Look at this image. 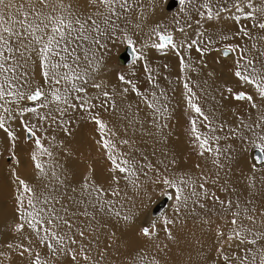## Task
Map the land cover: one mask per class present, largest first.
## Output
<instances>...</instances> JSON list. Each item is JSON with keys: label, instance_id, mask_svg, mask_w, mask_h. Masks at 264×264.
<instances>
[{"label": "snow or ice", "instance_id": "obj_1", "mask_svg": "<svg viewBox=\"0 0 264 264\" xmlns=\"http://www.w3.org/2000/svg\"><path fill=\"white\" fill-rule=\"evenodd\" d=\"M156 6L155 0L148 5L144 0H87V10H81L71 0H0V157L7 154L14 162L15 202V239L0 245V257L9 264L12 254L27 264H115L109 260L114 246L124 248L120 264H166L168 244L155 241L161 230L175 241L173 226L185 210L205 224L211 223L210 211L222 221L211 253H200V264H264V195L256 197L264 194V0H178L172 25L147 24L148 11ZM221 21L235 29L208 31L207 25ZM116 42L131 50V75L118 72L112 83L107 54ZM146 50L176 58L177 87H161ZM213 52L217 63L230 60L236 86L219 87L220 97L242 102L232 124L205 110L201 96L210 94L191 77ZM138 62H143V80L133 71ZM178 90L188 122L184 131L198 158L196 171L174 170L175 156L154 163L122 147H132L136 132L168 144ZM129 96L137 98L135 105L127 102ZM73 113L95 126V143L109 163L105 183L97 182L91 165L78 182H70L53 151L56 137L50 130L71 135ZM102 113L119 114L123 135ZM21 133L32 145L36 184L18 172ZM246 146L255 157L247 172L241 170L249 192L242 198L231 169ZM153 186L166 189L173 215L137 227L141 212L135 201ZM112 224L134 229L147 246L114 245Z\"/></svg>", "mask_w": 264, "mask_h": 264}, {"label": "rangeland", "instance_id": "obj_2", "mask_svg": "<svg viewBox=\"0 0 264 264\" xmlns=\"http://www.w3.org/2000/svg\"><path fill=\"white\" fill-rule=\"evenodd\" d=\"M166 1L167 0H158V3L156 5H158V4L159 5L157 6V8L150 9V13H151L150 15L152 16V21L155 24L156 23H162L164 21L165 22L166 21L167 22L172 21L175 14L178 13V9H176L173 12L167 13L165 11V8H164ZM68 2H70V0H65V3H68ZM71 2L74 4H77L81 10H87L85 8L87 0H71ZM226 24L228 26H231L230 28L235 27V25L230 21H221L219 24L210 23L209 25H207V28H208V31H210V32L214 31V30H223V29L225 31H228L225 28ZM177 35H179V34L177 33ZM115 44H116V46L111 48L107 54L108 55V59H107L108 71H107L106 75H107V80L112 82V83H116V74L118 72H124L128 75H131L127 66L121 67L118 65V57L124 51L126 46L123 44H120L119 42H116ZM136 47L139 48L140 44L138 43L136 45ZM146 51H147V58H148V62H149L150 67L156 71L157 77L158 76L161 77V79H160L161 87L165 88L166 90H169L170 87H177L176 80H177V76L179 75V72H178L176 58L170 54L169 55H161L160 53H157L154 50H146ZM195 53L196 52L193 51L192 55H194ZM196 57H197L196 59H199L198 55H196ZM215 57H216L215 52H213L211 55H206L204 57L206 66L203 67L202 70H200V71L191 73V77H192V80L194 83H199V84L201 83L202 87L205 86L208 88V89H206V91L209 92L210 96L209 97L201 96V103H202V106L205 108V110L207 112H213L214 111L216 114L217 113L216 111L218 109L222 110V108H225L226 112L229 114V116H231L230 118H232L234 112L242 111V102H237L231 98H221L220 97L219 91H218L219 87H222L226 84L229 86H232L234 88L236 86L233 83L232 77L230 79H228L227 77L225 78L226 75L231 76V71H230L231 63L227 60H223V61L217 63ZM162 61L168 62V67H169L170 72H168V73L163 72V74L158 73L161 71V67L159 66V64H161ZM142 63L143 62H138L137 65L133 68V71H136L137 74H139V75L142 74L141 76L137 75L136 79H138V80H143L145 78L144 73L140 67V65ZM209 72H213L214 76L212 78H213V80L216 79L213 86L210 85V83H209L210 81L207 82L208 85L203 83V81H205L209 78V76H208ZM102 75H104V73H102ZM200 75L203 78V81L200 79L201 78ZM222 75H225V76H222ZM165 77H166V80L168 79L167 80L169 83L168 85L162 84V81ZM37 79H39V70L38 69H37ZM195 80H197V81L195 82ZM145 87H147V84H141L142 89ZM209 87H211V88H209ZM170 94H172V93L170 92ZM174 95H175V99L177 98L179 101L178 105H176L175 100H174L173 105L177 107V115L176 116L177 117L179 116L178 118H180V120L179 119L177 120L178 123H176L175 120L174 121L171 120L172 122H170L169 127H170L171 132L177 130V133L175 134V136H177V137L174 138V140L179 139L178 141L183 142L184 143V149H185L184 151H182L183 153L180 155V157L178 159L182 158L184 163L194 166L198 162V158L194 153H192L190 144L188 142V137L186 136L185 131H184L185 128L187 127L188 122H187V119H186L185 114H184L183 102L180 99V91L178 90ZM198 95H201V93L198 92ZM211 96H214L215 99L214 100L211 99L210 98ZM129 98L131 99L130 100L131 102L133 101L136 104L137 98L135 96H129ZM71 115L76 117V119L74 120V122L70 126L71 132L73 129H75L80 135H82L83 140H84V143H83L84 146H82V148L80 149L75 144H67V145L63 144L64 145L63 151H66L65 153H68V155H71L74 158L82 159L81 163H82V167H83V169H82L83 173H81L79 180L82 178V176L84 174H86L88 172V167H89V165H91V167L94 169V171L95 170L99 171V175L101 176V178L98 177L99 179L96 178L97 182L98 183H105L107 181V179L109 178L108 172H107V168L109 167V163L105 159L102 151H100L98 149V147L95 143V140L99 139L98 135L95 132V127L93 124H91L89 122L79 120V115H80L79 113H73ZM102 115L107 117V115L109 116L110 114L102 113ZM116 116H119V114H115L113 117L115 118ZM173 116H175V115H173ZM230 121L234 122V119L232 118V119H230ZM171 123H174V124H171ZM145 127L148 128L149 125H145ZM52 130H54V129H52ZM61 134L63 137L58 138L57 136H59ZM120 134L123 135V132H120ZM0 135H3V134L0 133ZM55 135H56V142L57 143L60 141L63 142L65 136L70 137V135H66L65 133H63L62 131H60L58 129H56V132L52 133V136H55ZM138 136H140L141 140L136 141V139H135L131 148H128L127 146H122L124 148V151H131L133 153V149H134L135 152H137L138 156L144 155V153H145V155H147L148 158L152 162H154V163L158 162L160 160V158L155 156L156 154L150 153L148 145L146 144L147 142H145V137L147 140L150 139V137H147L148 135H146V134L143 136L140 133ZM138 136L135 138H138ZM75 138L76 137H74L71 141H73ZM57 139H58V141H57ZM141 144H144L145 146L141 145ZM18 146L20 147V151L27 161V163H25L26 166L30 169V173H33V166H32L31 160L29 159V149L32 147V145L29 143H24V138H23L22 133H21V142L19 143ZM141 147H142L143 151L140 149ZM251 153H252V148L249 146H246V151L244 152V164H243V166H241V167L233 166L231 169V178L234 180L232 182H234L236 185L237 184L239 185L236 178L237 177L240 178L241 170H244L245 172H247L249 166L252 164ZM6 155L7 154H5V156H3V157H0V194H1L0 198L2 199V202L7 200V202H4V204L7 205L9 203V199L10 200H11V198L13 199L12 195H13V191H14V186L10 182V179H11L10 178V169L13 166L14 162L8 161V159H6ZM17 155L20 158V154L18 152H17ZM163 156H164V154H161V159H164ZM178 159H177V161H178ZM165 163H166V161H165ZM177 166H179V163H178V165H176L174 167H177ZM195 171H196V169H195ZM18 172H19L20 176L23 172L24 173L26 172V169L23 166V164H20V166L18 168ZM21 177L23 178V176H21ZM241 183L244 186L246 185V182L243 179H242ZM165 191H166V189L159 187V186H153L150 189V192H149L150 194H149V196H147L148 197V203L144 209L145 212H143L144 214H142L140 219H138V221H137L138 226L142 225L143 223L144 224L147 223L149 211H150L152 205L164 195ZM8 192H9V194H8ZM256 197L259 200L261 196H256ZM1 199H0V201H1ZM173 203H174V201H173ZM173 203H172V205H173ZM171 206L169 207L168 211L165 213L168 216L173 215V210H172ZM200 214L203 215V213H200ZM207 218L211 221V223H209V225H210V228L212 230V235H213V240H212V244L210 247V251L208 252L210 254L211 250L213 249V245H214V234H215L216 225L221 224L222 221L217 219L216 215L211 211L207 214ZM11 219H12V217L9 214V220L11 221ZM14 219H12L11 225H12ZM199 221L202 222V220L199 218V216L192 215V214H190V216H187L185 213H183L180 216L179 221L176 224V226L178 227L180 234H184L186 232L187 233L193 232L195 238L198 240L197 232H198V222ZM138 222H140V223H138ZM10 234L12 236H15V234L11 230H10ZM135 235L136 234H134V236ZM140 241L145 242L143 240H140ZM205 245L206 244L202 242L200 244V247L203 248V246H205ZM204 249H205V247H204ZM14 256H15L14 254L11 255V262H13ZM0 261H2L3 264L5 262L9 264L8 260L4 259L3 257H0ZM182 264H188V263H182Z\"/></svg>", "mask_w": 264, "mask_h": 264}, {"label": "bare ground", "instance_id": "obj_3", "mask_svg": "<svg viewBox=\"0 0 264 264\" xmlns=\"http://www.w3.org/2000/svg\"><path fill=\"white\" fill-rule=\"evenodd\" d=\"M155 2L157 4L158 3V0H155ZM167 2H168V0L166 1V3ZM144 3L146 5H148L149 3H151V0H145ZM166 3H165L164 8H165V11L167 13L173 12L176 9H178V7H179V6H177L174 10L167 11L166 10ZM157 6L155 8H157ZM150 14L151 13H150V9H149L148 14H147L148 15V19H147L146 23L147 24L154 25L155 23L152 21V16ZM134 22H135V18H134ZM168 22L167 21L166 22L164 21L162 23H167L169 25H172V21H168ZM230 27L231 26H228L227 24L225 26L226 30H228V31L235 29V27L234 28H230ZM115 46H116V44L110 46V49L113 48V47H115ZM227 61L230 62V60H227ZM159 66L161 67V71L160 72H158L159 70L157 71L159 74H163V72L164 73L170 72L167 61H162L161 64H159ZM121 67H126V66H121ZM137 75H139V74H137ZM141 75H139V76H141ZM222 76H225V75H222ZM200 77H201V75H200ZM226 77L228 79H230L232 76L226 75L225 78ZM157 78H158V81L160 83L161 77L158 76ZM200 79L203 81V78L202 77ZM167 80H166V77L163 79V81L161 80L162 81V84L163 85H165V84L168 85L169 83H168ZM196 81L197 80H195V82ZM208 81H210L209 82L210 85L213 86L214 83H215V81H216V79L213 80L212 77L211 78L209 77L207 79V82ZM200 85H201V83H200ZM204 88L205 89H208L205 86H204ZM209 88H211V87H209ZM130 100L131 99L128 98V101L127 102L132 103L133 105H135V103L133 101L131 102ZM175 103H176V105H178V103H179V101H178L177 98L175 99ZM174 107H175V110H176L174 112V115L176 116L177 115V107L176 106H174ZM216 112H217L216 113V116H217V118L219 120L226 121L228 124H232L233 123V121H230V119H232V118L234 119V116H232V118H230L231 116H229V114L226 112L225 108H222V110L221 109H218ZM113 116L112 115H109V116L107 115V117L103 116V118L105 119V121L107 120L110 124L118 125L117 130H118L119 133L120 132H123L124 124L120 122V120H119L120 117L119 116H116L114 118ZM175 116H173L174 118L172 120L173 121L175 120L176 123H178L177 120L178 119L180 120V118H178L179 116L178 117L177 116L175 117ZM171 124H174V123H171ZM54 132H56V129L50 130V133L49 134L52 135V133H54ZM176 133H177V130L171 132V135H170V138H169V141H168V144L167 145H162V144L158 143L152 137H150V139H148V140L145 137V142H147L146 144L148 145V148H149L150 153L156 154L155 156H157L158 158H160V160H161V154L162 153L164 154V156L165 155H169L170 157L171 156H175L176 159H178L180 157V155L183 153L182 151H184L185 149H184V143L183 142L178 141L179 139L174 140V138L177 137V136H175ZM129 135L132 136L131 133H129ZM138 135H139V133L136 132V134L134 136H132V139L133 140L136 139V141H140L141 138ZM137 136H138V138H135ZM55 137H56V135H55ZM57 137L58 138H62L63 136L61 134V135H59ZM74 137H76V138L73 141H71ZM147 137H149V136H147ZM57 141H58V139H57ZM83 143H84V140H83L82 135H80L75 129L72 130L70 137L65 136L64 141H63V144H66V145L67 144H75L80 149L82 148V146H84ZM58 144H59V142L58 143L56 142V147L53 148V151H54L57 159L63 165V167H64V169H65V171H66V173L68 175L69 181L72 182V183L78 182L81 173H83L82 172L83 167H82V163H81L82 159L74 158L71 155H66V153H65L66 151H63L64 148L63 147H60ZM141 145H144V144H141ZM140 149L142 150V147ZM17 152L20 154L21 164H23V166L26 169V172L25 173L23 172L21 174V176H23L24 179L29 180L33 184L38 183V181L34 179V173H30V169L26 166L25 163H27V161H26L25 157L22 155L19 146L17 148ZM252 152H253V150H252ZM133 153L134 154H137V152H135L134 149H133ZM144 155H145V153H144ZM251 158H252V153H251ZM252 161H253V158H252ZM166 163H167V161H166ZM178 163H179V166L174 167V170H183V171L191 170V171H195V167L192 166V165H189V164L184 163L183 160H182V158L178 159ZM243 164H244V153L242 154V156L240 158H238L234 162L233 166H235V167H241V166H243ZM94 176H95V179L98 178V177L101 178V176L99 175V171H96V170L94 171ZM236 179H237L239 185L238 184L236 185L234 182H232V181H234L232 178H231V182L233 183V185L237 189V194L240 195L242 198L248 197L249 196V192H248L247 188L241 183V181H242L241 176H240V178L237 177ZM257 187L259 188L260 185H258ZM149 192H150V190H149ZM8 194H9V192H8ZM149 194L150 193H148L147 196H149ZM13 195H14V191H13ZM13 195H12V197H13ZM261 195H263V194L256 193V196H261ZM147 196H144L142 194V199H138V200L135 201L137 208H139L140 209V212H141V214L139 216V219H140L141 215L144 214L143 212H145L144 209H145V207H146V205L148 203V197ZM163 196H165V195H163ZM233 198H235V197H233ZM160 199H158L157 201H159ZM4 202H7V200L4 201ZM4 202H2V199H1V201H0V245L5 244L6 242H13L14 239H15V236H12L10 234L11 222H12V219L15 218V212H14L15 202H14V198L13 199L11 198V200L9 199V203L7 204L8 206L6 204H4ZM172 203H173V201L171 200L170 204L168 205L167 209L165 210V212L162 215H164L168 211V209L172 205ZM154 204L152 205V207L154 206ZM152 207H151V209H152ZM151 209H150V211H151ZM150 211H149V215H148L147 222L149 220L153 219L151 217V215H150ZM184 213L187 216H190V214L187 212V210H185ZM9 214L12 217L11 221L9 220ZM162 215H160L159 217H161ZM138 223H140V222H138ZM111 231H113V232L116 233V236L113 238L114 245H116V246L122 245L125 242H127V244L129 245V250H132V249L137 248V247H142V246H145L146 247L147 246V243L146 242H142V241H140L139 239H137L135 237L136 235L134 236V234H135V232H134L135 230L134 229L133 230L124 231L119 226H117L115 224H112L111 225ZM173 234H174V236L176 238L175 241L174 242L173 241H168L166 239V237H165V234H164L163 230H161V232H160V239L158 241H155V243L168 244V249L166 250L167 251L166 264H182V263L200 264V253L202 251L203 252H207V253L210 251V247H211L212 240H213L212 230L210 228V225L203 223V221L202 222H200V221L198 222V232H197L198 240L195 238L193 232H189V233L186 232L184 234H180V232L178 230V227L176 225L173 226ZM202 242L206 244L205 246H203V248L200 247V244ZM204 247H205V249H204ZM123 252H124V248L123 247H115L114 246L113 249L111 250V256L109 257V260L110 261H115V264H120V262H119V255L121 253H123ZM4 264H8V263L5 262ZM11 264H27V262L25 260H22L19 256H16L15 255L14 256V260H13V262H11ZM65 264H71V262L70 261H65ZM162 264H163V262H162Z\"/></svg>", "mask_w": 264, "mask_h": 264}, {"label": "water", "instance_id": "obj_4", "mask_svg": "<svg viewBox=\"0 0 264 264\" xmlns=\"http://www.w3.org/2000/svg\"><path fill=\"white\" fill-rule=\"evenodd\" d=\"M178 6V0H168L166 3V10L172 11ZM131 50L127 47L125 50L119 55L118 57V64L120 66H128V64L131 62ZM255 153L252 152V158L254 159ZM9 161V160H8ZM171 200L167 198V196H163L159 201H157L154 206L152 207L150 211V215L153 219L158 218L160 215H162L165 210L167 209L168 205L170 204Z\"/></svg>", "mask_w": 264, "mask_h": 264}, {"label": "crops", "instance_id": "obj_5", "mask_svg": "<svg viewBox=\"0 0 264 264\" xmlns=\"http://www.w3.org/2000/svg\"><path fill=\"white\" fill-rule=\"evenodd\" d=\"M197 53H195L193 56L196 57ZM197 58V57H196Z\"/></svg>", "mask_w": 264, "mask_h": 264}]
</instances>
